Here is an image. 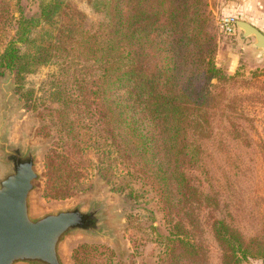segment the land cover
Returning <instances> with one entry per match:
<instances>
[{"label":"rangeland","instance_id":"1","mask_svg":"<svg viewBox=\"0 0 264 264\" xmlns=\"http://www.w3.org/2000/svg\"><path fill=\"white\" fill-rule=\"evenodd\" d=\"M40 1L0 0V51L15 36L21 13L25 17L36 15ZM205 1L221 30L217 65L227 80L212 89L221 95L222 105L214 110L211 127L200 143L206 170L194 176L196 186H202L201 204L194 213L188 206L190 198L187 204L186 196L178 195L176 177L170 184L167 217L160 195L150 185L136 180L132 183L135 193L130 195V189H114L118 173L102 175L101 164L109 162L104 154L111 148L103 147L105 140L99 138L96 127L89 129L91 116L82 106H75V98L81 95L75 79L84 72L82 66H75V59L71 60L75 53H57L51 63L27 75V96L19 95L13 75L0 77V134L7 132L14 143L38 149L41 180L33 195L34 212L77 204L88 209L97 199L106 205L104 224L111 230L112 240L84 233L71 236L62 249L65 264H76L75 252L93 246L112 249L114 264H158L164 252L163 239L178 241L183 239L179 237L182 229L193 227L197 229L196 242L207 252L208 264H221L222 252L211 229L215 221L232 225L247 239L264 233V59L253 48L254 40H242L238 31L228 35L220 25L224 18L263 13L264 0ZM65 2L51 27L55 34L96 26L104 20L89 0ZM64 157L67 160L61 162ZM75 164H79L77 175ZM2 172L0 164V175ZM79 179L82 184L78 186ZM57 192L62 193L57 196ZM247 264H264V257L251 258Z\"/></svg>","mask_w":264,"mask_h":264},{"label":"trees","instance_id":"2","mask_svg":"<svg viewBox=\"0 0 264 264\" xmlns=\"http://www.w3.org/2000/svg\"><path fill=\"white\" fill-rule=\"evenodd\" d=\"M65 1L41 0L36 15L21 13L15 36L0 51V77L13 75L19 95L27 96V75L51 63L57 53H75L71 60L84 71L75 79L81 92L75 106L91 116L89 129L96 127L105 140L103 147L111 148L104 154L109 162L101 164L102 175L118 173L114 189H130V195L135 193L134 181L150 185L160 195L167 217L170 184L176 177L177 193L186 196L187 204L190 198L188 206L194 213L202 188L194 176L206 170L200 143L214 110L222 105L221 95L212 89L227 80L217 65L221 30L208 3L89 0L104 20L55 34L51 27ZM2 21L0 16V32ZM78 167L75 164L76 175ZM211 229L222 252L221 264H247L251 258L264 257V233L247 239L239 229L217 221ZM196 231L184 228L179 236L183 239H163L158 264H208ZM74 257L76 264H114L116 255L105 246H93L81 247Z\"/></svg>","mask_w":264,"mask_h":264},{"label":"water","instance_id":"3","mask_svg":"<svg viewBox=\"0 0 264 264\" xmlns=\"http://www.w3.org/2000/svg\"><path fill=\"white\" fill-rule=\"evenodd\" d=\"M244 40L264 59V33L244 20L236 21ZM0 264H65L62 249L71 236L84 233L97 239L112 240L104 224L106 205L91 202L72 207L34 212L33 195L41 180L38 149L16 144L7 132L0 134Z\"/></svg>","mask_w":264,"mask_h":264},{"label":"crops","instance_id":"4","mask_svg":"<svg viewBox=\"0 0 264 264\" xmlns=\"http://www.w3.org/2000/svg\"><path fill=\"white\" fill-rule=\"evenodd\" d=\"M237 20H244L246 22H249L250 24L254 25L255 27H257L258 29H260L264 33V11H263V13H259V15H257V16H255L254 14H252L249 17L241 16V18H237ZM220 25H221V22H220ZM240 38H241V36H240ZM242 40H244V39H242Z\"/></svg>","mask_w":264,"mask_h":264},{"label":"built area","instance_id":"5","mask_svg":"<svg viewBox=\"0 0 264 264\" xmlns=\"http://www.w3.org/2000/svg\"><path fill=\"white\" fill-rule=\"evenodd\" d=\"M236 19L235 18H224L221 22V29L224 33L228 34V35H234L237 33V29H236Z\"/></svg>","mask_w":264,"mask_h":264}]
</instances>
